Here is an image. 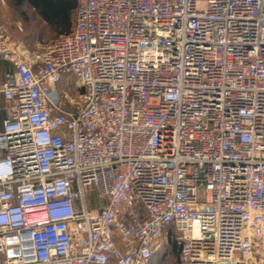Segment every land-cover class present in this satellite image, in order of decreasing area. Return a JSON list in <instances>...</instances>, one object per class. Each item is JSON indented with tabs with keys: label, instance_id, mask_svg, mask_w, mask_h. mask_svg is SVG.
<instances>
[{
	"label": "built area",
	"instance_id": "2783aa9c",
	"mask_svg": "<svg viewBox=\"0 0 264 264\" xmlns=\"http://www.w3.org/2000/svg\"><path fill=\"white\" fill-rule=\"evenodd\" d=\"M75 2L0 22V264H264V0Z\"/></svg>",
	"mask_w": 264,
	"mask_h": 264
},
{
	"label": "rangeland",
	"instance_id": "374dc122",
	"mask_svg": "<svg viewBox=\"0 0 264 264\" xmlns=\"http://www.w3.org/2000/svg\"><path fill=\"white\" fill-rule=\"evenodd\" d=\"M4 1L5 5L1 9L3 12L1 15L2 23L15 30L16 36H14V40L25 42L28 47L33 48L29 43L30 40L34 39L39 44L43 45V43H50L59 36L58 30L43 21L38 15V12L25 0L21 3H17L18 0ZM65 77H68L71 85L74 84V76L68 75ZM169 241L168 244L164 246L163 252L160 254L158 253V258L154 259L153 264H175L177 253L169 251Z\"/></svg>",
	"mask_w": 264,
	"mask_h": 264
},
{
	"label": "trees",
	"instance_id": "16d2710c",
	"mask_svg": "<svg viewBox=\"0 0 264 264\" xmlns=\"http://www.w3.org/2000/svg\"><path fill=\"white\" fill-rule=\"evenodd\" d=\"M24 0H18L21 3ZM48 25L58 30V34L69 33L72 29L74 19L75 0H25ZM168 244V243H167ZM168 249L170 252L178 253V248L170 239ZM163 256V255H162ZM158 254L154 256L150 264H153Z\"/></svg>",
	"mask_w": 264,
	"mask_h": 264
},
{
	"label": "crops",
	"instance_id": "0c3cea01",
	"mask_svg": "<svg viewBox=\"0 0 264 264\" xmlns=\"http://www.w3.org/2000/svg\"><path fill=\"white\" fill-rule=\"evenodd\" d=\"M2 10L0 9V22L2 23L3 21H2V19H1V15H2ZM2 24H4V23H2ZM4 26L6 27V29L8 30V32H9V34L11 35V37L14 39V36H16V32H15V30L14 29H12V28H10V26H8V25H6V24H4ZM22 42V41H21ZM23 44H25V46L26 47H28V45L25 43V42H22ZM29 43L31 44V46L33 47V48H30V47H28L29 49H34L36 46H38V45H40L36 40H30L29 41ZM43 44H46V43H43ZM42 45V44H41ZM30 46V45H29ZM10 68V66L9 65H7V64H5V63H2L1 61H0V83H1V81H2V77H3V73L4 72H6L8 69ZM2 117H3V113H2V111H0V122H1V119H2ZM0 129H1V126H0ZM162 255V254H161ZM160 257H162V256H160Z\"/></svg>",
	"mask_w": 264,
	"mask_h": 264
}]
</instances>
